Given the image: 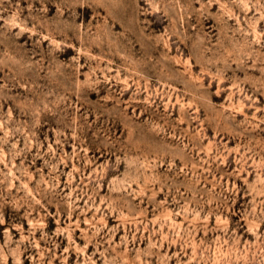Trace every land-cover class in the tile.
I'll return each instance as SVG.
<instances>
[{
    "label": "rangeland",
    "instance_id": "1",
    "mask_svg": "<svg viewBox=\"0 0 264 264\" xmlns=\"http://www.w3.org/2000/svg\"><path fill=\"white\" fill-rule=\"evenodd\" d=\"M0 264H264V0H0Z\"/></svg>",
    "mask_w": 264,
    "mask_h": 264
}]
</instances>
